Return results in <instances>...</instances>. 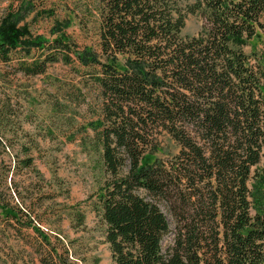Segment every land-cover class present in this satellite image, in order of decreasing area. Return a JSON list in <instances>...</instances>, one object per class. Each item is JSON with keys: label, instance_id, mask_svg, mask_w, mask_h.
<instances>
[{"label": "trees", "instance_id": "obj_1", "mask_svg": "<svg viewBox=\"0 0 264 264\" xmlns=\"http://www.w3.org/2000/svg\"><path fill=\"white\" fill-rule=\"evenodd\" d=\"M98 1V51L80 50L67 21L49 42L21 25L25 12L8 10L0 63L21 52L26 77L60 61L92 72L102 100L89 124L105 173L98 214L112 264H264V67L243 50L264 35V0ZM197 14L202 29L183 37L187 15ZM155 129L179 151L144 166ZM139 191L174 219L166 250L167 220ZM19 213L0 204L1 217ZM28 228L49 243L31 220Z\"/></svg>", "mask_w": 264, "mask_h": 264}, {"label": "rangeland", "instance_id": "obj_2", "mask_svg": "<svg viewBox=\"0 0 264 264\" xmlns=\"http://www.w3.org/2000/svg\"><path fill=\"white\" fill-rule=\"evenodd\" d=\"M98 8V0H0V17L8 10L25 12L21 25L49 42L67 21L64 32L80 50L98 51ZM202 27L201 15H187L182 36H196ZM243 50L264 67V35ZM20 60L26 58L18 52L0 63V204L22 212L18 221L0 215V264H61L65 258L69 264H112L98 214L105 173L89 124L97 120L102 100L92 72L60 61L43 75L26 77L19 71ZM152 135L154 148L141 164L170 162L179 146L164 132L155 129ZM27 159L32 160L29 167L22 162ZM139 195L155 203L167 220L166 250L174 219L164 202L143 191ZM28 220L49 243L28 228Z\"/></svg>", "mask_w": 264, "mask_h": 264}]
</instances>
